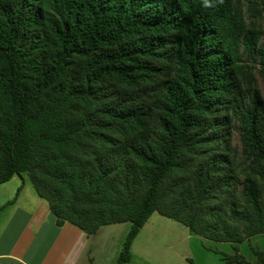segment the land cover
<instances>
[{
    "label": "trees",
    "instance_id": "obj_1",
    "mask_svg": "<svg viewBox=\"0 0 264 264\" xmlns=\"http://www.w3.org/2000/svg\"><path fill=\"white\" fill-rule=\"evenodd\" d=\"M245 1L0 0V184L28 172L87 244L129 222L116 264L153 212L263 233L264 0Z\"/></svg>",
    "mask_w": 264,
    "mask_h": 264
},
{
    "label": "rangeland",
    "instance_id": "obj_2",
    "mask_svg": "<svg viewBox=\"0 0 264 264\" xmlns=\"http://www.w3.org/2000/svg\"><path fill=\"white\" fill-rule=\"evenodd\" d=\"M256 76L264 101V83L257 72ZM229 144L240 152L237 132L231 134ZM239 190L240 186L235 188V191ZM40 201L44 202L38 196L28 172L14 174L0 184V235L5 241L17 234ZM128 228L127 221L102 225L90 237L77 264H116ZM235 246L239 254L253 263L257 260L255 250L264 252V232L239 243L215 241L153 212L132 239L130 260L123 264H190V261L193 264H237L225 258L234 254Z\"/></svg>",
    "mask_w": 264,
    "mask_h": 264
},
{
    "label": "crops",
    "instance_id": "obj_3",
    "mask_svg": "<svg viewBox=\"0 0 264 264\" xmlns=\"http://www.w3.org/2000/svg\"><path fill=\"white\" fill-rule=\"evenodd\" d=\"M44 202H38L22 228L8 241L0 235L4 264H77L87 245L85 233L66 222L55 225Z\"/></svg>",
    "mask_w": 264,
    "mask_h": 264
},
{
    "label": "clouds",
    "instance_id": "obj_4",
    "mask_svg": "<svg viewBox=\"0 0 264 264\" xmlns=\"http://www.w3.org/2000/svg\"><path fill=\"white\" fill-rule=\"evenodd\" d=\"M204 6L205 7L209 6V0H204Z\"/></svg>",
    "mask_w": 264,
    "mask_h": 264
}]
</instances>
